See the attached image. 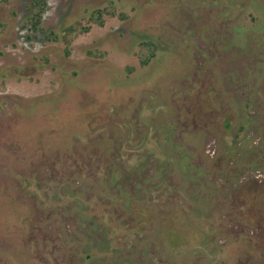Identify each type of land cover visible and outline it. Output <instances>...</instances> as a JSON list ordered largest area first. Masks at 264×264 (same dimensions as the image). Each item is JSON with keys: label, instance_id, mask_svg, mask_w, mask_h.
Returning a JSON list of instances; mask_svg holds the SVG:
<instances>
[{"label": "rangeland", "instance_id": "rangeland-1", "mask_svg": "<svg viewBox=\"0 0 264 264\" xmlns=\"http://www.w3.org/2000/svg\"><path fill=\"white\" fill-rule=\"evenodd\" d=\"M180 1L185 6L191 0ZM256 1L264 5V0ZM30 3L9 0L0 4V264H264V63L259 68L253 61L236 60L234 48L227 46L234 27L253 25L254 33L253 16H224L223 8L211 6L197 20L192 13L185 14V25H180L181 21L157 3L47 0L41 27L60 38L50 41L47 33L33 31L26 21ZM110 3L125 12V20L105 15L103 26L89 21L91 11ZM220 12L223 16L219 18ZM72 25L74 33L61 34ZM83 27L89 30L85 32ZM155 36L160 37L159 49L142 66L148 52L137 41ZM210 94L221 104L220 110L209 106ZM228 99L241 103L236 107ZM242 102L249 103V108L244 110ZM230 105L232 117L242 119L237 118L233 130L222 131L209 123L218 112L228 113ZM84 108L96 110L92 116L99 115L104 121L97 131L110 132L112 124L131 129L129 146L136 153L129 156L131 161L135 158L132 166H121L114 155L110 159L123 169L125 182L116 183L118 188L109 177L89 183L75 173L74 180L71 163L69 167L60 163L59 172L67 170L70 177L59 186L61 174L55 169L48 172L49 167L37 159H25L17 144L23 132L49 123L51 115L62 119L64 114L70 117ZM240 124L246 128L243 132H239ZM152 127L157 130H151L147 148L142 143ZM106 136L103 142L113 140V134ZM116 145L113 148L119 147ZM87 146L77 160L82 159L89 172L94 167L88 164L90 158L101 162L96 167L99 171L108 154L92 144ZM182 148L189 155L183 161L189 159L196 169V179L190 182L177 178L178 173L170 178ZM25 180L35 188L26 191L21 184ZM181 185L183 192H176ZM243 190L251 201L242 208ZM60 194L68 200H60ZM175 196H181L185 209L206 213L203 223L186 219L189 215L178 216L185 227L183 233L196 226L203 233V246L211 255L196 252L184 260L179 248L172 247L174 238L167 240L163 232L152 229L159 220L170 222L177 212L171 202ZM130 201L138 203L132 210L127 207ZM155 201L162 204L163 217L157 219L154 210L149 227L153 234L143 240L144 227L138 222L144 219L143 211L148 219ZM86 212L92 216L85 219L81 214ZM132 214L137 215L135 219ZM105 218L111 228L119 224V232L129 231L130 224L134 228L140 224V229L107 249ZM175 224L171 226L177 227ZM111 251L116 253L108 255ZM92 252L93 258L85 260ZM14 258L17 260L12 262Z\"/></svg>", "mask_w": 264, "mask_h": 264}, {"label": "trees", "instance_id": "trees-1", "mask_svg": "<svg viewBox=\"0 0 264 264\" xmlns=\"http://www.w3.org/2000/svg\"><path fill=\"white\" fill-rule=\"evenodd\" d=\"M8 1L9 0H0V4L7 3ZM134 1L141 5L157 3L161 6H164L166 10L165 13L171 15L172 18L181 21V22L176 21V23L179 22L180 25L181 24L185 25L183 21L184 20L183 16L185 14L190 15L192 13V17H193L192 19L197 20L199 17L203 16L204 8L206 7L210 8L211 6L218 8V10H220V8H223L226 14L224 16H228L230 14L231 17L238 18V16H241L243 13H247V15H249L250 17L253 16L251 19L255 20L254 21L255 29L253 31L254 33H252L251 31V28L253 25H249L250 27H243V29L242 28L237 29V27H234V30L236 31L232 35V38L229 39V43H227V46L229 47L232 46L231 48H234L233 50L234 53L232 51V56L236 57V60H241L242 62V59H245V61L247 60V62L249 63H252L253 61V63L259 66V68L263 67L262 64L264 63L263 62L264 57L262 56L257 57L258 54L264 55V52H263L264 50L261 51L262 45H264V5H263V2L260 3V2H257L256 0H191V1H187L188 2L187 5L181 6L180 4H183L184 2L180 0H134ZM46 8H47V0H31L30 6L28 7V10L30 13L27 16L26 21L30 22L31 29L33 31L41 30L42 33H45V34L47 33L46 34L47 39H49L50 41H57L58 39H60L57 33H55L54 31L46 32L44 28L41 27L42 15L44 11L46 10ZM88 15H89V21L99 26H103V22H104L103 20H104L105 15L106 16L107 15H111V16L118 15L121 20L126 19L125 12L116 10L114 3H110L109 6L103 9L97 8L91 11ZM217 16L219 18L222 17L223 16L222 12H220ZM210 18L214 22V24H216L214 17L211 16ZM170 22L172 21L170 20ZM75 28L76 27H74L73 25L65 27L62 30L61 34L66 36L68 33H74ZM87 28L83 27V30L87 32V30H89V28L88 29ZM253 34L257 36L254 38ZM162 35H165V34H162ZM159 38H160L159 36L142 37L139 42L137 41V46L141 48V50H146L148 52V54L144 57V59L141 60L142 66H147L151 62V60L155 58L156 50L159 49V44H158ZM252 45H253V48H252ZM256 45L258 47H257V50L254 51V48ZM88 54H93V53L89 51ZM260 57H262L261 60H259ZM250 74L252 76L253 73L251 72ZM250 74H248V78H250ZM221 94L222 92L219 91L218 95H221ZM210 96L212 98L210 97V102H208L209 106L211 105V108H215L216 111L220 110L221 104L215 103L213 99L214 94H210ZM227 101H229L233 105L236 103L229 99ZM219 102H221V100ZM237 103H241L240 100H238ZM237 103H236V107H237ZM242 103H245V102H242ZM245 104H246L245 106L243 105L244 110H246L247 107L249 108L250 106L249 103H245ZM230 108H231V105H230ZM81 110L82 111H80L79 109V111H77L75 114H72L70 117L64 114L62 116V119H60L61 116L58 117L56 115H51L49 123H46L45 125L37 124L35 127H31L27 131L23 132L22 135L19 136V139H17V144L24 152L25 159H29L30 161H35V159H37V161L42 162L45 168L49 167V169L47 170L48 172L52 171V169H55V172H57L58 174H61L59 178V182H61V184H59V186L67 184L65 183V180L69 181V177H70V175L66 173L67 170H65L62 173L59 172L60 163H64L65 166L68 165V163H71L70 172L71 173L73 172L75 175V177L71 175L73 179L74 178L77 179L78 177L76 176L75 173L80 175L83 180H86L89 183L95 182L96 180L98 181V179L100 178L103 181V178L109 177L111 184L115 185V187L118 188L116 183H120V180L125 182V180L122 178L123 169L119 165H112L110 159H112V156L114 155V161L122 162L121 166H125L127 164L132 166L131 162H134L135 158L131 161L129 156L131 153L133 154L135 152H133L129 146V143L133 141V134L131 133V129L127 127L126 125L124 126L123 124H121L122 126H117V125L112 124V125H109V129H111L112 133L111 131L110 132L107 131V133H105V130L103 132H101L100 130L97 131L95 130V128L98 127V124H103L104 121L100 119L101 117L99 115H96L95 117L92 116V115H95V113H97L96 110L90 111L87 108H84ZM219 113L220 112H218L216 117L210 118V120L208 121L209 123L217 125L219 129L222 131L233 130L234 124H238L237 118L238 120L239 119L242 120L240 117H237V116L232 117L234 114V112H232V108L229 110L228 113L226 112L222 114L221 113L219 114ZM207 114H205V116ZM240 115L245 116L244 113H240ZM246 118L249 119L250 116L248 117L245 116V119ZM154 128L155 127H152V129L150 128V130H148V132L145 135V138L142 143L143 145H145V147L148 146L149 141L147 140L150 138V135H152L151 130H154ZM238 129H239V132H243L246 128H244V124H240ZM156 130L154 131L156 132ZM121 133H123L125 136L124 141L122 140ZM112 134H113V140H111V142H107V140L106 142H103L104 136L106 135L111 136ZM120 140H122V142ZM117 143H119V147L113 148L117 146L116 145ZM90 144L93 145L94 149L98 151L102 150L103 153L108 154L107 162L105 163L104 167L101 168L99 171L96 170V167L98 165L97 163H100V165L103 163L101 162L96 163L92 158H90V162H88V164L92 163L94 167L92 171L89 172L88 170L89 166L86 163L80 162V161H83L82 159H80L79 161L77 160L79 159L80 156H82V150H84V148H87L88 147L87 145L90 146ZM181 150H183V155L181 158H179L175 163H174L175 161L174 158H171L169 160L171 164L174 163L173 171L171 172L172 175L170 176V178L172 177L176 178V173H178L177 178H180V180L188 179V181L190 182L196 179V177L194 176V171H196V169L191 168L189 159L183 161L182 158H188L189 155L187 154L188 151H186L185 148H182ZM76 153H81V154L77 155ZM52 156H56L57 157L56 160L54 159L52 160L51 159ZM18 160L19 162H21L20 159ZM73 167L75 168L77 167V170L75 169L71 171ZM135 169L137 168L134 167V170ZM21 184L25 188L26 191H29L35 188L32 185L34 183L31 182L30 180L22 181ZM162 186L163 185H161L160 188ZM182 190H184V187L181 185L180 187H177L176 192H183ZM157 191H159V188ZM240 192L243 195V197H242V201H239V204L242 205L241 206L242 208L243 206L247 207V205L251 201V198H249L250 196L247 193V191H245V193H244V190ZM66 196L67 195L65 194H60V200H62L63 202L64 200L65 201L68 200ZM180 197L175 196L173 200H171L173 204V208L172 207L171 208L174 210L176 208L177 212L175 211V213H172L173 214L172 219L170 220V222L172 221L171 224H173V222L174 223L177 222V224L175 225H177V227H180V228H177L174 226L172 227L171 224H169L170 223L169 220L168 221L159 220L157 222L158 228H157V225L155 224L156 226L153 227L152 229L160 233L163 232L164 237L167 240L169 238H172V240L175 239V242L172 244V247L176 249L179 248V252L183 254L182 256L184 260L185 258L187 259V256H190L196 252H201V253L205 252L206 256L211 255L209 252H207L208 250L205 248V246H203L205 242V239H204L205 236H203V233L200 230H197V226L193 228L192 230L186 233H183L185 231L184 230L185 227L181 226L180 223L182 222V220L180 221V216H178L180 215V213L184 214L185 217L189 215V217L186 219H189L191 217L192 220H198L199 223H203L206 213L200 209L199 210L194 209L192 211L190 209L189 210L185 209L183 205L184 202L181 200ZM135 203H137V201H130L128 202L127 207L132 210L138 204V203L137 204ZM157 204L159 203H157L156 201L153 203V207H152L153 212L152 210L150 211V213L152 214L148 216V219H145L146 218L145 215L147 214H145V211H143L142 215L144 216V219H140L138 222L142 224L141 225L142 227H144V229H142V234L144 235L143 240L148 239L150 235L153 234V232L152 233L150 232L149 234V230H150L149 227L150 225H152L151 221L154 219L155 212L158 211L156 215L157 219L163 217V213H161L162 204L161 203L159 205ZM113 206L117 208V206L115 205ZM155 206L157 207V209H154ZM142 208L143 207H140L141 210ZM81 215L85 216V219L92 216L91 213H87V212L86 214L84 213V215L83 214ZM192 215L196 217H193ZM60 216H63V215H60ZM136 216H137L136 214H132L133 219H135ZM55 220L58 221V216L55 217ZM145 220H147L148 224ZM102 223L104 224V226L107 227V231H106L107 249L110 248L111 245H113L112 247L114 248L115 245L120 243L124 238L125 239L130 238L129 233H132L140 229L139 228L140 224L137 225L136 228H134L133 225L130 224L128 225L129 231L126 229L127 231L125 230L123 232L121 231L119 232L118 230H116V228H119L118 226L119 224L111 228L108 225L109 220L107 218H105ZM168 224L170 226H168ZM100 228H103L101 224H100ZM110 253H116V251H111L108 253V255ZM93 256H94V252L87 254V256L84 259L89 261L90 258H93ZM15 260L17 259L14 258L12 262Z\"/></svg>", "mask_w": 264, "mask_h": 264}]
</instances>
